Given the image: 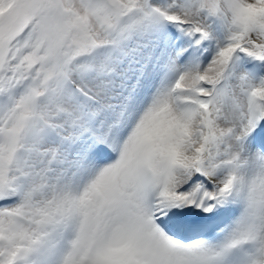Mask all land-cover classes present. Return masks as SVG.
Segmentation results:
<instances>
[{
	"label": "snow or ice",
	"instance_id": "snow-or-ice-1",
	"mask_svg": "<svg viewBox=\"0 0 264 264\" xmlns=\"http://www.w3.org/2000/svg\"><path fill=\"white\" fill-rule=\"evenodd\" d=\"M0 264H264V0H0Z\"/></svg>",
	"mask_w": 264,
	"mask_h": 264
}]
</instances>
